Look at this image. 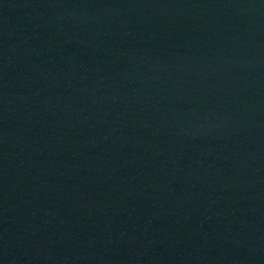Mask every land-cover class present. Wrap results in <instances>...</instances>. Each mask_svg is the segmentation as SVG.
<instances>
[{"label": "water", "instance_id": "obj_1", "mask_svg": "<svg viewBox=\"0 0 264 264\" xmlns=\"http://www.w3.org/2000/svg\"><path fill=\"white\" fill-rule=\"evenodd\" d=\"M0 264H264V0H0Z\"/></svg>", "mask_w": 264, "mask_h": 264}]
</instances>
